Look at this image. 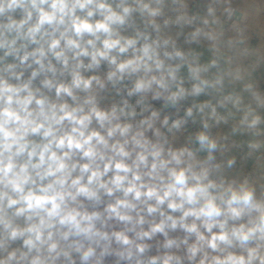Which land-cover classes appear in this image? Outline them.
<instances>
[{
    "label": "clouds",
    "instance_id": "1",
    "mask_svg": "<svg viewBox=\"0 0 264 264\" xmlns=\"http://www.w3.org/2000/svg\"><path fill=\"white\" fill-rule=\"evenodd\" d=\"M0 264H264V0H0Z\"/></svg>",
    "mask_w": 264,
    "mask_h": 264
},
{
    "label": "crops",
    "instance_id": "2",
    "mask_svg": "<svg viewBox=\"0 0 264 264\" xmlns=\"http://www.w3.org/2000/svg\"><path fill=\"white\" fill-rule=\"evenodd\" d=\"M255 39H258V38H254V42H255Z\"/></svg>",
    "mask_w": 264,
    "mask_h": 264
}]
</instances>
